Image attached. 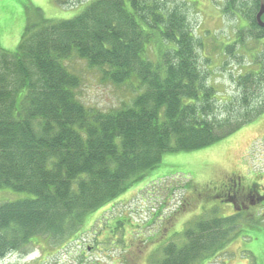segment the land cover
Segmentation results:
<instances>
[{
  "label": "trees",
  "instance_id": "1",
  "mask_svg": "<svg viewBox=\"0 0 264 264\" xmlns=\"http://www.w3.org/2000/svg\"><path fill=\"white\" fill-rule=\"evenodd\" d=\"M263 2L226 0L223 7L246 23L226 52L235 58V45L247 40L262 47L229 102L210 85L184 0H91L73 19L26 25L14 51L0 49V191L27 196L0 204V260L37 240L76 241L88 215L165 155L207 148L264 114V27L256 21ZM77 61L138 94L107 112L85 106ZM241 220L245 213L197 217L155 264H211Z\"/></svg>",
  "mask_w": 264,
  "mask_h": 264
},
{
  "label": "rangeland",
  "instance_id": "2",
  "mask_svg": "<svg viewBox=\"0 0 264 264\" xmlns=\"http://www.w3.org/2000/svg\"><path fill=\"white\" fill-rule=\"evenodd\" d=\"M50 1L0 0V49L12 52L18 46L26 27L19 33L21 9L28 12V25H32L41 18L73 19L91 0H60L61 6L52 8ZM225 3L184 0L187 21L202 44L201 61L221 102L238 96L235 80L255 69L250 56L262 49L259 43L247 40L241 47L235 45V58L226 52L236 41L237 29L246 23L241 16L224 15ZM72 67L82 76L77 97L85 106L107 112L130 103L139 92L103 82L98 71L81 62ZM238 180L241 187L254 183L264 192V114L207 148L165 155L113 203L88 215L76 241L52 245L37 240L0 264H155L164 245L181 243L179 234L197 217H243L245 211L237 212L223 198L225 189ZM26 197L1 190L0 204ZM256 219L239 221V234L211 264H264L260 251L264 222L261 217ZM29 254L30 258L22 259Z\"/></svg>",
  "mask_w": 264,
  "mask_h": 264
},
{
  "label": "flooded vegetation",
  "instance_id": "3",
  "mask_svg": "<svg viewBox=\"0 0 264 264\" xmlns=\"http://www.w3.org/2000/svg\"><path fill=\"white\" fill-rule=\"evenodd\" d=\"M259 188L254 183L246 187H241L240 181L238 180L225 189L223 197H229L234 201L235 205H238L237 209L235 208L236 206L233 207L236 211H245L247 220L256 221L257 217H261L264 222V192H260ZM260 251L264 255V241L261 242Z\"/></svg>",
  "mask_w": 264,
  "mask_h": 264
},
{
  "label": "crops",
  "instance_id": "4",
  "mask_svg": "<svg viewBox=\"0 0 264 264\" xmlns=\"http://www.w3.org/2000/svg\"><path fill=\"white\" fill-rule=\"evenodd\" d=\"M49 4H50L51 8H52V6L56 7V5H54V3L52 1H50ZM21 16H22V23H21V27L19 28V33L20 32L22 33L24 25L25 26L28 25V21H29V18H30L29 15H28V12L26 10H23V9H21Z\"/></svg>",
  "mask_w": 264,
  "mask_h": 264
},
{
  "label": "water",
  "instance_id": "5",
  "mask_svg": "<svg viewBox=\"0 0 264 264\" xmlns=\"http://www.w3.org/2000/svg\"><path fill=\"white\" fill-rule=\"evenodd\" d=\"M263 16H264V2L260 5L259 11L256 15V21L262 27H264V22L261 20Z\"/></svg>",
  "mask_w": 264,
  "mask_h": 264
}]
</instances>
